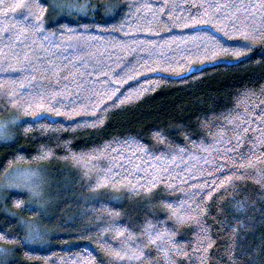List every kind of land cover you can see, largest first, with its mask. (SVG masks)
<instances>
[{
    "label": "trees",
    "instance_id": "obj_1",
    "mask_svg": "<svg viewBox=\"0 0 264 264\" xmlns=\"http://www.w3.org/2000/svg\"><path fill=\"white\" fill-rule=\"evenodd\" d=\"M0 264H264V0H0Z\"/></svg>",
    "mask_w": 264,
    "mask_h": 264
},
{
    "label": "rangeland",
    "instance_id": "obj_2",
    "mask_svg": "<svg viewBox=\"0 0 264 264\" xmlns=\"http://www.w3.org/2000/svg\"><path fill=\"white\" fill-rule=\"evenodd\" d=\"M26 176H28V178L31 179V176L28 175L27 173H17V174L13 175L14 179L19 180V181H23V182H24L23 179L26 180Z\"/></svg>",
    "mask_w": 264,
    "mask_h": 264
},
{
    "label": "snow or ice",
    "instance_id": "obj_3",
    "mask_svg": "<svg viewBox=\"0 0 264 264\" xmlns=\"http://www.w3.org/2000/svg\"><path fill=\"white\" fill-rule=\"evenodd\" d=\"M40 18L39 17H37V20H39ZM9 95H11V93L9 94Z\"/></svg>",
    "mask_w": 264,
    "mask_h": 264
}]
</instances>
